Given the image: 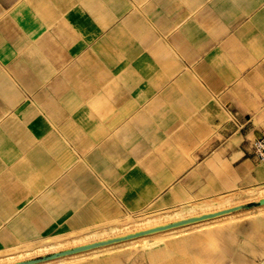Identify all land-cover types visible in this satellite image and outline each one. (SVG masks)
I'll use <instances>...</instances> for the list:
<instances>
[{
	"label": "crops",
	"instance_id": "0c3cea01",
	"mask_svg": "<svg viewBox=\"0 0 264 264\" xmlns=\"http://www.w3.org/2000/svg\"><path fill=\"white\" fill-rule=\"evenodd\" d=\"M263 133L264 0H0V250L264 184Z\"/></svg>",
	"mask_w": 264,
	"mask_h": 264
},
{
	"label": "bare ground",
	"instance_id": "6f19581e",
	"mask_svg": "<svg viewBox=\"0 0 264 264\" xmlns=\"http://www.w3.org/2000/svg\"><path fill=\"white\" fill-rule=\"evenodd\" d=\"M139 209L124 213L123 218L105 212L77 231L54 232L38 243L18 242L0 250V264H82L109 260L139 247L159 248L187 240L220 224L264 216V184L238 186L225 193L191 194L167 206Z\"/></svg>",
	"mask_w": 264,
	"mask_h": 264
},
{
	"label": "rangeland",
	"instance_id": "374dc122",
	"mask_svg": "<svg viewBox=\"0 0 264 264\" xmlns=\"http://www.w3.org/2000/svg\"><path fill=\"white\" fill-rule=\"evenodd\" d=\"M195 235L193 238H198V243L183 247V264H264V216L220 224ZM138 249L146 248H135Z\"/></svg>",
	"mask_w": 264,
	"mask_h": 264
},
{
	"label": "built area",
	"instance_id": "2783aa9c",
	"mask_svg": "<svg viewBox=\"0 0 264 264\" xmlns=\"http://www.w3.org/2000/svg\"><path fill=\"white\" fill-rule=\"evenodd\" d=\"M251 147L255 156L264 161V133L252 140Z\"/></svg>",
	"mask_w": 264,
	"mask_h": 264
}]
</instances>
